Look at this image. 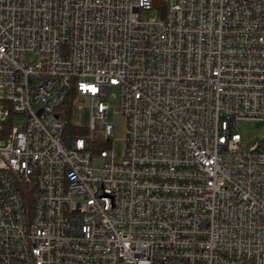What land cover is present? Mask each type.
<instances>
[{"label": "built area", "instance_id": "2783aa9c", "mask_svg": "<svg viewBox=\"0 0 264 264\" xmlns=\"http://www.w3.org/2000/svg\"><path fill=\"white\" fill-rule=\"evenodd\" d=\"M237 121H264V0H0V264H264Z\"/></svg>", "mask_w": 264, "mask_h": 264}, {"label": "rangeland", "instance_id": "374dc122", "mask_svg": "<svg viewBox=\"0 0 264 264\" xmlns=\"http://www.w3.org/2000/svg\"><path fill=\"white\" fill-rule=\"evenodd\" d=\"M146 17L152 19L154 17V13L152 12H145L144 13ZM115 93V92H114ZM111 92V94H114ZM117 98H111L108 99V105L109 109L106 112V115L104 118L98 120L95 119L94 121V139L99 138L100 135H97L101 131V127L104 125V123H112V137H110V140L112 141L110 145L111 152L114 156L115 160L120 159L124 154V145H123V138H124V124L125 119L121 114H118L115 112V108L117 107ZM89 101L83 98H78L74 100L73 103H71V110L68 111V117L67 120L72 124H79L82 123L83 125H86L88 122V113L85 109L82 113L78 108L89 106ZM115 112V113H114ZM14 123L16 126L20 125L22 123V119H16L14 120ZM234 130L238 131V133L242 136L243 140L245 142H250L252 140H258L264 141V121L263 122H257V121H237ZM93 146V150L96 153L99 149V144L94 142V144H91ZM95 165L97 163H94Z\"/></svg>", "mask_w": 264, "mask_h": 264}, {"label": "trees", "instance_id": "16d2710c", "mask_svg": "<svg viewBox=\"0 0 264 264\" xmlns=\"http://www.w3.org/2000/svg\"><path fill=\"white\" fill-rule=\"evenodd\" d=\"M70 103V100H68L67 102H66V104H69ZM66 132H68L69 134H74V135H76V134H79V135H83V134H86V131L85 130H82V129H78V131H74V129L71 127V128H68L67 129V131ZM93 146H91V150H92V152L93 153H95L94 152V150H93ZM99 148V147H98Z\"/></svg>", "mask_w": 264, "mask_h": 264}]
</instances>
